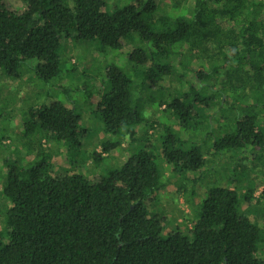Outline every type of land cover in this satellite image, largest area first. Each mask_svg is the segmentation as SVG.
I'll return each instance as SVG.
<instances>
[{"label": "trees", "instance_id": "16d2710c", "mask_svg": "<svg viewBox=\"0 0 264 264\" xmlns=\"http://www.w3.org/2000/svg\"><path fill=\"white\" fill-rule=\"evenodd\" d=\"M20 1L25 7L16 10L0 0L4 76L18 77L23 66L44 79L55 76L58 50L71 32L75 39H96L110 48H121L137 33L152 41V49L134 48L128 58L151 86L172 65L190 71L177 77L174 94L159 104L183 126L196 129L203 123L206 134L217 119L220 134L207 154L241 150L264 139V0H131L110 10L106 0ZM161 4L177 13L158 14ZM181 47L191 52L188 68ZM106 71L109 88L94 108L103 131L127 136L129 145L146 142L148 131L139 136L131 128L142 121L131 76L115 65ZM153 125V120L145 123ZM83 131L79 113L60 101L27 111L17 134L23 155L10 159L0 191L5 207L0 264H264L261 228L238 211L241 200L249 207L264 200V184L240 186L241 193L237 185L208 187L188 233H163V217L149 211L148 203L164 183L144 145L91 179L72 169L52 171L51 150L39 139L49 137L73 152L81 147ZM166 143L162 155L175 174L199 171L207 162L199 146ZM121 144L102 140L101 152L90 156L98 164L102 154ZM26 155L29 162L21 161Z\"/></svg>", "mask_w": 264, "mask_h": 264}, {"label": "rangeland", "instance_id": "374dc122", "mask_svg": "<svg viewBox=\"0 0 264 264\" xmlns=\"http://www.w3.org/2000/svg\"><path fill=\"white\" fill-rule=\"evenodd\" d=\"M130 1L106 0L105 6L110 10L115 4L121 6ZM8 2L16 10L25 7L20 0ZM157 9L158 14L174 16L177 13L168 8L167 4H161ZM129 40L121 48H110L101 46L96 39H75L71 32L69 37L62 39L58 50L59 69L55 76L44 79L36 75L35 68L28 66L22 67L18 77H8L0 73V191L6 168L11 163L10 159H15L19 152L23 155L22 151L18 152L22 149L18 137L21 135L27 111L41 104L60 101L79 113L84 131L80 136L81 147L73 152H68L64 144H57L49 137L39 139L40 144L51 150L52 171L62 173L72 169L91 179L96 174H104L107 167H118L125 156L144 145L152 151L153 162L164 183L157 197L148 203V210L163 217V233L175 229L188 233L190 221L194 218L198 203L208 187L217 185L232 188L237 185L238 188H245L251 184H264V139L255 145L247 144L241 150L231 149L225 154L215 152L213 156L207 154L213 139L220 134L217 132V119H213V126L209 127L211 132L206 134L203 123L196 129L192 125L183 126L178 118L171 114L170 109L159 104L160 100L165 101L174 94V87L178 85L177 77L182 72L189 74L190 71H184L180 65H172L169 71H163L159 82H153L155 87L151 86L150 81L142 79L140 70L133 68V62L129 60L128 55L137 47L149 51L153 46L152 41L143 40L137 33ZM181 57L186 68L190 67L193 60L187 47H181ZM161 58L162 56L159 60L162 62L169 60ZM111 65L127 72L133 80L130 87L133 104L137 106L142 121L131 128H134L135 134L139 136L148 131L146 142L129 145L127 136L122 138L119 134L105 133L100 119L94 113L97 101L109 88L106 69ZM149 120H153L154 128L145 126ZM106 139L120 140L122 144L107 155L102 154L103 160L96 164L90 153L93 150L101 152L100 142ZM165 141L169 147L181 149H187L191 145L199 146L207 159L206 164L199 171L173 173L174 166L168 164L162 155V144ZM30 157L31 155H26L21 161L29 162ZM179 185L184 189L178 191ZM261 188L262 185L258 186L254 195H258ZM239 189L238 193H241ZM3 200L0 193V233L3 231L5 220ZM238 211L253 218L259 225L262 235L260 247H264V200L257 207H249L241 200Z\"/></svg>", "mask_w": 264, "mask_h": 264}]
</instances>
